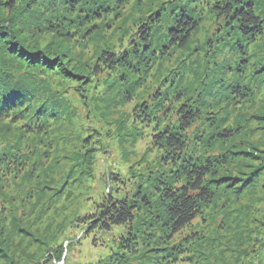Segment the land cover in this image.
I'll return each instance as SVG.
<instances>
[{
  "label": "rangeland",
  "instance_id": "1",
  "mask_svg": "<svg viewBox=\"0 0 264 264\" xmlns=\"http://www.w3.org/2000/svg\"><path fill=\"white\" fill-rule=\"evenodd\" d=\"M219 1H185L187 13L199 21L189 45L157 53L136 74L125 71L130 87L120 83L118 73L96 72L99 54L127 49L150 15L169 8L168 0H126L87 21L64 12L63 3H31L15 12L0 4L2 56L18 68L14 73L30 79L13 81L31 89L35 85L38 102L52 97L62 104L46 102V110H54L42 119L41 131L26 126L34 100L14 117L0 118V264H114L123 254L116 242L121 228L85 233L76 220L109 191L129 199L145 194L152 201L151 207L140 206L132 228L138 232L135 259L142 253V263L162 264L156 253L166 240L153 220L160 209L154 183L161 173H171L163 151L152 143L156 122L147 127L136 119L134 108L153 103L157 92L170 97L183 86L182 99L197 100L202 114L219 122L216 128L198 123L202 132L194 131L196 126L187 132L191 145L199 154H229L221 172L245 178L237 190L218 188L214 200L176 236L187 238L188 264H264V0H248L261 19L260 33L235 38L217 16ZM54 15L68 19L64 29L44 27ZM16 27L26 33H15ZM8 30L26 52L43 54L51 66L35 62L31 72L28 61L10 56L2 34ZM15 39L12 43L18 44ZM223 128L234 133L226 141L215 136ZM128 254L120 258L128 256L136 264Z\"/></svg>",
  "mask_w": 264,
  "mask_h": 264
},
{
  "label": "trees",
  "instance_id": "2",
  "mask_svg": "<svg viewBox=\"0 0 264 264\" xmlns=\"http://www.w3.org/2000/svg\"><path fill=\"white\" fill-rule=\"evenodd\" d=\"M185 1L188 2V0H168L169 8H158L155 13L147 18V25L138 29L137 39L133 40L127 49L117 52L114 50L101 52L98 57L100 63L96 65V72L118 73L115 75L118 76L120 83L130 87L128 73L126 72L136 74L143 67L149 66L157 53H167L173 47L185 48L188 46L191 35L198 27L199 21L194 18L190 10L187 13L188 7ZM41 2L48 4L63 3L64 12H75V16L78 19L87 21L98 19L104 13L109 14L115 7L124 4L126 0H4L0 4L3 10L15 12L18 8L26 9L31 3L43 5ZM214 7L217 16L222 17L226 28L234 33V38L237 36L249 37L260 33L262 27L261 19L256 13L255 6L250 1L220 0ZM3 10L1 9L0 15L3 14ZM54 16L53 20L46 19V26L44 27L51 29L52 32H55L57 27H59L58 30L64 29L65 22L68 19L60 20L58 16ZM36 20H38V25H40L41 17ZM37 27L35 24V28H33L36 29ZM157 27H160V32L157 31ZM13 30L15 33L19 30L26 33L21 27H16ZM9 33L2 32L7 43L5 46L7 53L10 56L14 57V55H17L18 59L28 61L29 67H33L30 70L31 72L35 71L33 70L34 66H38L34 65L35 62H39L38 64L43 62L51 66L52 61L46 56L26 52L23 48L22 40L17 41L18 39H15V35L10 31ZM59 34L65 36L68 33L62 31ZM11 37L18 44L12 43ZM3 44L5 45V43ZM13 70H18V68L11 61L6 60L0 50V118L14 117L16 112L22 111V107L30 108L32 105L26 104L30 100L36 99L33 95H35L37 87L32 84L35 87L31 89L30 85H22L13 81L12 78H16L18 82L20 80H30L20 73H14ZM219 70L222 72V68L219 67ZM17 86L18 88H16ZM183 90L184 86L181 87L180 91L182 92ZM180 91L174 89L170 97H167L162 92H157L156 98L151 99L153 103L144 102L143 104H137L134 108L136 119L147 127H152L154 122H156L152 133V143L163 151V159L171 173L170 175L161 173L154 183L155 192L158 194L157 204L160 209H158L157 216L153 220L162 226L166 240L161 251L156 253V255L160 253L157 257L163 259L162 264H174L173 261H176L175 264L180 261L182 263L184 261V264L191 262V254L187 249V240H185L187 239L186 236L184 235L182 238L176 236L192 225L196 216L201 214L202 207L214 200L218 188H230L231 190L236 188L237 190L245 181V178L232 175L229 171L221 172L229 161V154L223 152L199 154L196 146L191 145L186 135L187 132L191 131L195 126L194 131L202 132V130L198 129V123H203L202 126L208 124V126L216 128L219 122L214 117L203 115V107L197 103V100H183ZM12 94L13 97L10 98ZM240 94H244V92L238 91L237 95ZM44 98L49 104L51 103L50 101L58 102L51 103L52 106L60 103L57 98ZM32 102L35 108H32V113L26 126L30 131L33 129H35V132L41 131L40 129L45 126L43 125L45 124L44 118L49 114L50 109L54 110V108L46 110L48 108L46 102L42 103L37 100ZM152 108H159L158 112L153 111ZM159 114L167 115V118L160 119L161 115L157 116ZM93 131H95L94 128ZM233 134V132L223 128L217 131L215 136L216 139L226 141ZM195 138L198 139V134H196ZM200 142L203 143L204 141L201 140ZM2 159L4 158L2 157ZM17 162H20V160H17ZM111 178L119 180L113 173ZM151 202L145 194H136V197L129 199L126 195L114 196L109 191L100 202L96 203L93 209L84 212L76 220L80 224H84L83 230L85 233L97 231L107 234L115 228H121V233L118 234L119 239L116 242L124 255L120 254V256L114 258V264H132L130 257L127 256L128 260L120 258L126 257V253H129V256H134L132 261L136 260V264H138L137 260L140 261L139 264H144L142 263V258L140 259L142 253L135 259L136 254H139L137 252L138 243L136 245L138 232L132 228L136 224V215L140 211V206L151 207ZM125 228L126 231L124 230ZM115 254L118 255V253Z\"/></svg>",
  "mask_w": 264,
  "mask_h": 264
}]
</instances>
